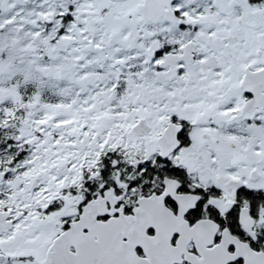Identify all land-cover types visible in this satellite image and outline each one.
<instances>
[{"label":"snow or ice","instance_id":"6c2138e0","mask_svg":"<svg viewBox=\"0 0 264 264\" xmlns=\"http://www.w3.org/2000/svg\"><path fill=\"white\" fill-rule=\"evenodd\" d=\"M0 264H264V0H0Z\"/></svg>","mask_w":264,"mask_h":264}]
</instances>
